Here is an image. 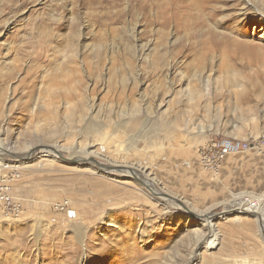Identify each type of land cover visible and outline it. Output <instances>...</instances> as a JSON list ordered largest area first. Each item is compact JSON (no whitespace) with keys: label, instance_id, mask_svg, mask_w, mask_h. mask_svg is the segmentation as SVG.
I'll return each mask as SVG.
<instances>
[{"label":"rangeland","instance_id":"1","mask_svg":"<svg viewBox=\"0 0 264 264\" xmlns=\"http://www.w3.org/2000/svg\"><path fill=\"white\" fill-rule=\"evenodd\" d=\"M185 1L0 0L3 145L89 144L144 167L152 193L169 199H151L138 179L68 166L64 151L9 175L24 209L16 219L0 210V264H264L253 218L216 217L220 245L206 251L205 224L176 207L216 214L234 194L190 199L183 160L199 153L205 169L209 142H248L264 163L254 147L264 139V0ZM222 164L205 170L220 180Z\"/></svg>","mask_w":264,"mask_h":264},{"label":"bare ground","instance_id":"2","mask_svg":"<svg viewBox=\"0 0 264 264\" xmlns=\"http://www.w3.org/2000/svg\"><path fill=\"white\" fill-rule=\"evenodd\" d=\"M180 1L184 2L185 0H180ZM204 1H207V0H187V3H184V4H185V6L187 5V8L192 7V6H202ZM208 1H211V0H208ZM247 3H248V0H245V2L243 4L247 5ZM165 20L166 19L163 17L161 20V24L163 22L166 25ZM240 46H243V45H240ZM240 50L243 51L244 49L240 48ZM190 128L191 129L196 128L197 132H199V133H204V132H207L209 130V128H207L206 126H202L200 123H198L196 126L195 123H193V122L191 123ZM64 151L69 152V154H68L69 157L66 160L62 159V155H63ZM1 154H4V155L6 154L7 156L9 155L10 157H15V158L17 157L15 160H11V159H8V161L6 160L8 162V164H6V165L7 166L9 165L11 167V169H13L14 171L21 170V169L26 168L28 166H29V168L36 169L40 166L44 167V165H47L49 163H53L54 161L63 160V162L68 164V166H74V165H77L79 167L84 166V167H87L89 170H93L94 174H99L100 176H103V177H104V173L109 175V174H111L110 172H115L116 175L114 177H117V178L125 177L127 179L134 180V181H136L138 179V181L141 182L140 184L143 185V187L145 189L144 191H142L145 195H147L151 199H155L157 201L159 199L160 202L164 201V200H169L166 195L160 194V196L158 197L157 195H154V193H152L154 191L153 190V188H154V184H153L154 183V181H153L154 177L151 178L150 172H147V170L144 167H140V166H138V164H137V166L136 165H125V164L120 163V162L112 161L111 159L101 155L98 151L93 150L89 144H87L85 146H79V143L77 142L71 146H63V145H60L58 142H56L54 144V146L50 147V148L48 146H46V147L43 146L40 148H33L32 146H26L21 151H18L15 149L12 150L8 147H5L3 145L2 140L0 139V155ZM94 156L105 157L106 162H100V161L96 160L94 158ZM2 161L3 160L0 157V166H4L2 164ZM139 189L141 190L140 187H139ZM142 190H143V188H142ZM251 195L247 196V198H241V196H238V195L232 196L228 202H222L223 209L219 213H216V214H215V212H213L211 214L209 212L210 209L196 212L192 209H185L184 210L183 206L181 207L178 204H177L178 206H176V207H179L178 209L180 210V212H184L189 217L196 215V217H198V218H200V220H202L203 224H205V226L207 227V229L209 231V233L207 234V236L205 237V239L203 241L204 242L203 247L205 248L206 251H211L212 249H214L215 247L220 245V234H219L218 227H217L215 220H214V219H216V217L228 218L229 216H233L232 214H234V216L251 217L257 223L256 225L258 226V228H259L258 230L260 231L259 234H261L264 238V194L261 196L262 199L254 198V196H251ZM156 197H157V199H156ZM66 202H67V200H66ZM106 207H107V205H106ZM120 208H121V206H120ZM122 208H124V207H122ZM124 215H126V214H124ZM216 215H219V216H216ZM126 218H128V217H126ZM133 219H135V218L133 217ZM110 222H111V220H110ZM123 227H124V225H123ZM194 236H196V234ZM113 244H115V243H113ZM115 245H117V244H115ZM196 255L198 256L199 253L196 252ZM187 264H189V263H187Z\"/></svg>","mask_w":264,"mask_h":264},{"label":"crops","instance_id":"3","mask_svg":"<svg viewBox=\"0 0 264 264\" xmlns=\"http://www.w3.org/2000/svg\"><path fill=\"white\" fill-rule=\"evenodd\" d=\"M184 161L185 166L181 175L186 171V184L191 187V200L199 203L200 201H213L222 199L226 193L233 192L232 196H254L262 199L264 194V163L261 157L250 151L231 152L226 155L221 168L220 180H216L211 174L203 169L196 157L192 161L188 158ZM181 177V176H180ZM184 180V179H183ZM194 189H196L194 191ZM12 194L15 195L12 191ZM247 194V195H246ZM20 198L23 202L24 199ZM222 201V200H221ZM219 202V201H218Z\"/></svg>","mask_w":264,"mask_h":264},{"label":"built area","instance_id":"4","mask_svg":"<svg viewBox=\"0 0 264 264\" xmlns=\"http://www.w3.org/2000/svg\"><path fill=\"white\" fill-rule=\"evenodd\" d=\"M255 145L257 147L256 149H258L260 153H264V139L260 140L257 143L255 142L254 147ZM252 146L253 144H250L245 141L240 143L227 142L221 146L217 145L216 142H209L201 150V163L205 169L209 171L212 170L214 172H218L222 161L227 154L231 152L245 151ZM9 169L11 170L10 174L7 172L5 176L0 178V210L5 217L16 219L19 218L22 214L24 206L22 200L12 194V186L10 185L12 181L9 179V175L11 178H14L18 177L19 174L17 173V171L11 169L9 165H4V167H0V171H8ZM65 204H67L66 201H64L63 203H54V208H59L58 210L64 209Z\"/></svg>","mask_w":264,"mask_h":264},{"label":"water","instance_id":"5","mask_svg":"<svg viewBox=\"0 0 264 264\" xmlns=\"http://www.w3.org/2000/svg\"><path fill=\"white\" fill-rule=\"evenodd\" d=\"M179 201V200H178ZM180 202V201H179Z\"/></svg>","mask_w":264,"mask_h":264}]
</instances>
